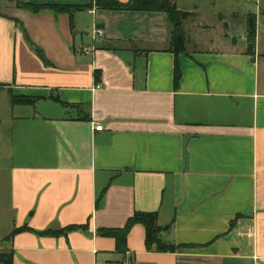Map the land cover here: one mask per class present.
I'll return each mask as SVG.
<instances>
[{
	"label": "crops",
	"instance_id": "1",
	"mask_svg": "<svg viewBox=\"0 0 264 264\" xmlns=\"http://www.w3.org/2000/svg\"><path fill=\"white\" fill-rule=\"evenodd\" d=\"M22 1L90 7L70 19L0 0V88L37 98L10 99L22 108L10 118L0 252L13 264H264L260 7L254 54L246 33L241 46L218 25L206 38L209 25L188 16L185 52L175 55L164 12ZM94 28L102 36L88 37ZM135 211L156 212L159 226L170 224L160 238L183 247L147 249L139 223L124 252L98 234ZM72 224L87 228L45 233Z\"/></svg>",
	"mask_w": 264,
	"mask_h": 264
},
{
	"label": "trees",
	"instance_id": "2",
	"mask_svg": "<svg viewBox=\"0 0 264 264\" xmlns=\"http://www.w3.org/2000/svg\"><path fill=\"white\" fill-rule=\"evenodd\" d=\"M13 3L15 7L27 10L33 14L39 13L43 10H49L54 13H67L69 18L75 12L79 10H84L89 6H77V5H61V4H35L24 2L22 0H4ZM95 5L102 9H113V10H137V11H161L167 16L169 24L171 25V50L175 55L178 53L185 52L184 48V29L183 20L189 16V13L180 10L176 7L172 0H127L125 2L119 0H96ZM247 52L249 54H254L255 49V15H250L247 21ZM181 77V72L179 69L178 61L175 60L174 64V74H173V85L176 88L178 81ZM4 84L0 83V86ZM12 104H33L35 99L29 96L23 95H11L10 96ZM51 99L55 101H60L55 95H51ZM68 105V104H64ZM139 223L143 225L145 229V244L147 249L154 248L159 252H174L183 246L174 243H168L160 238V233L164 230L170 228V224L166 226H159L157 224V214L156 212H144L135 211L134 214L128 218L125 225L121 228H99L97 230L99 235L112 237L115 239L116 250L119 252H124L127 249L126 239L130 228ZM87 227L85 225H68L60 230H48L45 233L49 234H59L65 233L70 230H83ZM27 229V228H23ZM18 231V230H15ZM0 264H13V254L9 252H0Z\"/></svg>",
	"mask_w": 264,
	"mask_h": 264
},
{
	"label": "rangeland",
	"instance_id": "3",
	"mask_svg": "<svg viewBox=\"0 0 264 264\" xmlns=\"http://www.w3.org/2000/svg\"><path fill=\"white\" fill-rule=\"evenodd\" d=\"M176 7L189 13L190 22H203L209 25L204 27L202 36L212 38L214 36V26L226 33L230 40L234 39L237 46L245 43L247 21L250 15H254L256 7H260L261 17H264V0H172ZM222 20L220 23L218 22ZM219 23V24H218ZM256 32V42L258 43V53L256 59L259 62L258 76L259 82L264 81V25H260ZM91 37V29H88ZM86 38V34H83ZM257 48V47H256ZM10 103V96L0 88V201L6 198V188L9 182V145L12 137V124L10 118L22 108Z\"/></svg>",
	"mask_w": 264,
	"mask_h": 264
},
{
	"label": "built area",
	"instance_id": "4",
	"mask_svg": "<svg viewBox=\"0 0 264 264\" xmlns=\"http://www.w3.org/2000/svg\"><path fill=\"white\" fill-rule=\"evenodd\" d=\"M102 34H103V31H102L101 29H99V28H94V29H93V34H92V35H93V38H94V39L97 38V37L102 36ZM84 51H85V52H88L87 49H84ZM95 129H96V130H101L102 127H101L100 124H97V125L95 126Z\"/></svg>",
	"mask_w": 264,
	"mask_h": 264
},
{
	"label": "water",
	"instance_id": "5",
	"mask_svg": "<svg viewBox=\"0 0 264 264\" xmlns=\"http://www.w3.org/2000/svg\"><path fill=\"white\" fill-rule=\"evenodd\" d=\"M31 49H32L33 51L37 52L38 55H39V57L43 58V54L39 51V48H38L37 45L33 44V45L31 46Z\"/></svg>",
	"mask_w": 264,
	"mask_h": 264
}]
</instances>
